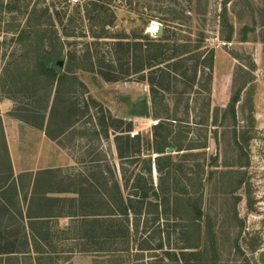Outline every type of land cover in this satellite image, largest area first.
I'll use <instances>...</instances> for the list:
<instances>
[{"label": "rangeland", "instance_id": "obj_1", "mask_svg": "<svg viewBox=\"0 0 264 264\" xmlns=\"http://www.w3.org/2000/svg\"><path fill=\"white\" fill-rule=\"evenodd\" d=\"M94 4L106 8L100 12L104 22L113 21L103 31L90 20L96 17ZM45 8L57 21L55 27L63 60L61 72L69 75L68 69H75L69 76L73 79L69 80L73 83L69 97L75 104V116L71 120H76L77 126L73 136L64 140V146L71 152L68 154L72 161L67 160L68 166L94 170L95 174H89V179L97 186L113 185L115 181L121 184L114 135L109 130L106 137L103 126L118 122L123 128L130 123V138L139 135L142 145L140 161L125 162V172L139 174L146 168L144 161L155 162L158 155L149 149L148 143L151 144L153 128L161 119L151 116L150 85L146 79L141 80L139 74H132L130 58L133 52L125 58L116 43L151 44L166 30L170 50L167 53L177 50L188 55L183 56L185 62L178 64L177 74L169 70L173 71V67L166 69V65L154 71L158 101L164 98L157 109H168L173 118L181 121L179 131L185 132V146L205 144V148L190 152L200 157L187 161L179 158L185 151L165 152L172 156L181 172L193 176L200 173L204 180L201 194L205 216L200 222L201 231H189L187 238L197 243V250L206 251L208 258L214 257L216 264H260L259 255L264 253V0H232L226 5L224 0H81L76 5L69 0H0V69L12 61L24 63L26 45L30 41H40L41 35L46 34V38L52 35L37 29V37L30 34L32 39H28L27 32L32 31L29 15L34 11L41 23L44 17L40 16ZM153 24L154 30H151ZM17 26L19 30H27L20 38L11 31ZM97 34L109 38L95 39L93 35ZM121 37L125 39L119 40ZM28 55L35 57V52ZM87 56L93 63L114 64L116 73L122 64V69L128 68L131 75L117 82H105L97 73L84 71L88 69ZM70 57L73 60L70 61ZM204 59H212L210 71L200 64ZM196 65H199L197 77L191 86ZM148 75L145 71L143 76L147 78ZM207 75L211 76L210 83H207ZM206 87L208 95L204 92ZM206 97H209V105ZM234 97L238 99L234 106L235 119L229 111ZM140 102L148 107L146 116L134 112ZM2 106L3 114L12 113V106L6 103ZM58 112L63 118L62 106ZM61 123L57 121L54 126ZM20 138L25 142L36 139L35 134L22 130ZM52 152L48 157L50 163L56 160L57 152L54 149ZM35 154L26 152L24 160L19 161L21 166L34 162L27 160V156ZM240 157L242 163H247L242 169L236 167ZM151 172L157 195L158 175L154 165ZM238 181L242 184L231 192ZM155 197L150 195L149 200ZM134 207L138 209L137 204ZM170 215L163 216L168 221H161L160 228L153 222V215H146V224H143V217L130 215V221L138 222V233L128 253H108L107 248L106 254L56 256L48 263L130 264L137 255L144 264H185L178 249L182 245L183 230L176 225L182 224L187 217L184 210L177 218H170ZM207 223L215 232V255L209 242L204 240ZM138 241L150 247L162 243L163 250L140 252L136 246ZM123 247V244L116 246V250ZM4 259L0 257V264H33L31 256L10 258L7 263ZM190 259L188 264H197L195 257ZM40 261V264H48Z\"/></svg>", "mask_w": 264, "mask_h": 264}, {"label": "trees", "instance_id": "obj_2", "mask_svg": "<svg viewBox=\"0 0 264 264\" xmlns=\"http://www.w3.org/2000/svg\"><path fill=\"white\" fill-rule=\"evenodd\" d=\"M230 1L232 0H224V4L226 5ZM103 9H106L103 5L94 4L96 17L95 19H90L98 24V27H100L102 31L106 26H111L113 24L112 20L104 22L100 17V12ZM36 17L34 11H32L28 17V23L32 22L29 25L32 27V31H30V33L27 32L29 34L28 39H32V34H34L35 38L37 37V29L43 30V32L46 33L51 32L53 36L51 35L46 38L45 34L41 35L40 41L38 42L30 41V43L26 45V58L24 63L12 61L10 64L3 65V68L0 69V80H2V82L0 81V100L3 98L9 99L12 103L11 115L36 128H41L44 122H47V127H53L55 125L54 123L57 121L66 123L64 127L70 128L74 125L77 126L76 120L75 122L71 120L72 117L75 116V104L69 97L73 91V83L70 82L73 79L69 76L74 73L72 70L74 71L75 69L70 67L68 69V73L70 74L68 75L62 73V70L55 66L57 60H62L61 51L59 49L61 48V43L55 27L57 21L50 15L47 8L44 9L43 15L40 16L41 18L44 17L43 22L40 23L39 16ZM25 30L26 29H24V31L22 29L19 30L17 26L11 31L16 32L17 36L20 38L21 33L26 34L27 30ZM102 35L103 34H97L93 35V37H95V39L109 38ZM122 38L125 39V37L118 39L120 40ZM168 40L167 31L164 30L162 35L151 44L133 43L131 45L125 43V45H123L121 42L116 43L117 47H121L125 58H129L133 52L134 55L132 54V58H130L133 62L132 74H139L140 79H146L150 85L152 104L151 116L161 119V121L153 128L152 141L150 145L148 143V146L149 149L158 156L155 158L154 163H152L151 159H149V161L147 160V163L144 161L143 164L146 165V168L139 174L128 175L127 172H125L124 164L127 161L128 164H134L140 161L141 138L139 135L130 138L128 134L131 132L130 123L125 124L124 128L121 122H118L117 125H103L106 131V137H108L109 130H112L114 135L113 140L117 157L120 160L121 184L125 196L117 181L111 185L110 190H106V188L103 187V185L105 186L108 184L102 183L98 185V191L96 192L97 198L95 201L96 209L94 211L95 219L93 225L89 226V230L94 233V236L92 237V235L89 234V238L82 239L84 241H80V243L84 246H93L96 252H103L102 247L105 245L109 248L108 250L110 252L108 253H128L133 249L131 246L134 244L135 235L138 233V222H135L137 220L130 221V215H133L135 218L143 217V224L147 223L145 219L146 215H153L155 217L153 222H157L160 228L162 226L161 221H168L166 218L163 219V216H169L170 213H172L173 215H170V218H173V216L177 218V215L184 210L185 217L187 218L182 221V224L180 222L178 223L179 225H176L181 227L180 230H183V239H180L182 245L178 248L182 261L188 264L191 262L190 258L195 257L194 260L197 264H216L214 257L208 258V256H206V251L201 252L197 250L199 248L197 243H192L194 240L191 241V238L190 240L187 238L189 231L194 232L195 229L197 233L201 231L200 222L205 216V212L202 211L203 200L201 194L204 180L200 173L193 176L181 172L172 156L165 155L167 149H175L178 152L185 151L179 158L187 161L190 158H198L201 156L192 155L193 153H190L191 151L205 148V144L201 147H198L196 144L185 146V132L179 131L181 128L179 123L181 121L173 118V115L170 114L168 109H161L159 111L157 109L158 104L162 103L164 98L161 97L160 102L158 101V94L155 91V78L152 76L155 73L154 71L160 69L162 65H166V69L173 67V71L171 69L169 70L177 74L178 64L185 62L186 60L183 59L185 58L183 56L188 55V53H179L177 50H172V53L168 54L167 52L170 51L167 43ZM227 41H230V38H228ZM33 52H35V57L30 58L28 53ZM71 60H73V58L70 57V61ZM85 61L88 62V69H84V71L97 73L105 82H117L131 75L128 68L125 70L122 69V64H119L117 69L120 71L116 73L117 70L114 64L105 65L103 64L104 61L93 63L90 56H87ZM200 64L210 71L212 59H204ZM199 65H196L193 69L194 75L191 79V86L195 83ZM145 71L149 72L147 78L143 76ZM201 75L204 76L203 72ZM207 76V83H210L211 76ZM163 79L164 77H162V80ZM67 80L70 81L66 83ZM63 82L64 86H62ZM204 92L208 95L209 89L206 87ZM206 101L209 105V97H206ZM237 102L238 99L234 97L229 106V111L234 119L236 116L234 106ZM60 106H62L63 109V118L60 117L62 115L58 112ZM111 122L115 123V121ZM62 123L60 125H62ZM233 127V132L236 133V126L233 125ZM236 147H239L238 143ZM240 150L242 152L241 148ZM152 165H154L158 175V184L156 187L158 192L156 197L151 201L149 197L155 190L151 172ZM246 166L247 163H242L240 157L236 167L242 169ZM130 181H132L131 184ZM241 184L242 182L238 181L237 185L230 191L234 193ZM102 194L105 196L104 201L102 199ZM134 204L138 205L137 210ZM102 217H109V224H107ZM81 227L85 228V225H81ZM205 227L204 240L209 242L208 244L210 245L211 251H213L215 255V232L209 223H207ZM122 244L125 245V247L116 250V246ZM141 244L142 243L138 241L136 245L137 250L140 252L151 250L161 251L163 249L162 243L157 247ZM165 254L168 256L170 255L169 251H165ZM130 264L144 263L141 262L136 255Z\"/></svg>", "mask_w": 264, "mask_h": 264}, {"label": "crops", "instance_id": "obj_3", "mask_svg": "<svg viewBox=\"0 0 264 264\" xmlns=\"http://www.w3.org/2000/svg\"><path fill=\"white\" fill-rule=\"evenodd\" d=\"M4 103L12 106L9 99L0 100V257L7 263L10 258L31 256L33 264H40V259L48 263L56 256L106 254L105 245L103 252H96L80 243L89 234L94 236L89 226L95 219L98 186L89 179L94 170L68 166L71 152L64 140L73 136L76 125L53 128L44 122L36 128L10 111L3 114ZM20 130L36 139L21 140ZM22 147L38 156H27L34 162L25 166L19 163L26 153ZM53 149L56 160L50 163ZM103 187L110 190L111 185ZM119 187L124 194L122 184ZM102 218L109 224V217Z\"/></svg>", "mask_w": 264, "mask_h": 264}, {"label": "water", "instance_id": "obj_4", "mask_svg": "<svg viewBox=\"0 0 264 264\" xmlns=\"http://www.w3.org/2000/svg\"><path fill=\"white\" fill-rule=\"evenodd\" d=\"M55 66L62 70V67H63V61L62 60H59V61H56L55 62ZM134 112L139 115V116H146L148 114V107L147 105L144 103V102H140L138 103L135 108H134ZM172 152L171 149H167L166 150V153L167 154H170ZM157 157V156H156ZM152 197H155L156 196V191L154 190L152 193H151ZM259 263L260 264H264V253H261L259 255Z\"/></svg>", "mask_w": 264, "mask_h": 264}, {"label": "built area", "instance_id": "obj_5", "mask_svg": "<svg viewBox=\"0 0 264 264\" xmlns=\"http://www.w3.org/2000/svg\"><path fill=\"white\" fill-rule=\"evenodd\" d=\"M69 2L72 4V5H76V4H79L81 2V0H69Z\"/></svg>", "mask_w": 264, "mask_h": 264}, {"label": "bare ground", "instance_id": "obj_6", "mask_svg": "<svg viewBox=\"0 0 264 264\" xmlns=\"http://www.w3.org/2000/svg\"><path fill=\"white\" fill-rule=\"evenodd\" d=\"M157 25V24H156ZM154 26H155V24H153V26H152V28H151V30H154ZM159 29V28H158ZM154 33V32H153Z\"/></svg>", "mask_w": 264, "mask_h": 264}]
</instances>
